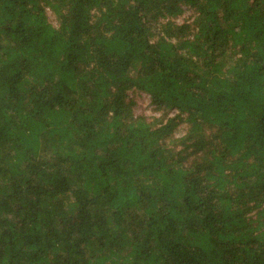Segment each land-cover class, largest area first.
I'll return each instance as SVG.
<instances>
[{
  "label": "trees",
  "instance_id": "1",
  "mask_svg": "<svg viewBox=\"0 0 264 264\" xmlns=\"http://www.w3.org/2000/svg\"><path fill=\"white\" fill-rule=\"evenodd\" d=\"M0 264H264V0H0Z\"/></svg>",
  "mask_w": 264,
  "mask_h": 264
},
{
  "label": "rangeland",
  "instance_id": "2",
  "mask_svg": "<svg viewBox=\"0 0 264 264\" xmlns=\"http://www.w3.org/2000/svg\"><path fill=\"white\" fill-rule=\"evenodd\" d=\"M50 18H52V17L49 16L48 20L51 22ZM191 20H192L191 14L189 12H185L182 16H180L177 19V22L181 23L183 21H191ZM51 23H54V22H51ZM136 100H137L136 101L137 105L134 109L135 115H141V116H144L147 118L158 116V114L156 112H154L153 109L151 108V106L149 105L147 97H145V96L138 97V98H136Z\"/></svg>",
  "mask_w": 264,
  "mask_h": 264
}]
</instances>
